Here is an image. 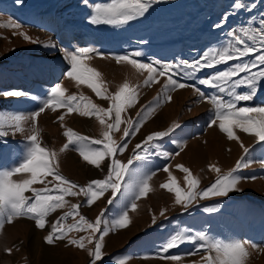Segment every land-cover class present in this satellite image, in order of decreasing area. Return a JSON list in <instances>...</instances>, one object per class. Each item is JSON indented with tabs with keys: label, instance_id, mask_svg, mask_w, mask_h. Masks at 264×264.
Listing matches in <instances>:
<instances>
[{
	"label": "rangeland",
	"instance_id": "obj_1",
	"mask_svg": "<svg viewBox=\"0 0 264 264\" xmlns=\"http://www.w3.org/2000/svg\"><path fill=\"white\" fill-rule=\"evenodd\" d=\"M106 2L110 0H88L87 4L84 0H23L22 4H17L16 0H0V19L6 21L11 18L21 25L20 30L0 28V93L9 90L28 93L25 97L0 95V113L30 115L32 111L38 110L47 97V92L56 83L62 84L66 95H84L99 107L107 109L108 100L97 97L84 84L77 86L65 76L70 66L62 49L74 50L77 46H84L93 47L108 57L104 59L92 55L86 63L102 74L101 78L109 92L117 91L125 81L130 85L140 86L137 102L126 114H122L124 119L135 120L143 107L162 95L166 77H160L159 82L151 87L142 86L147 72L137 71L126 63L117 64L112 59L113 56L140 51L142 56L137 59L144 63L153 59L162 62L181 59L191 61L198 59L209 48L225 45L230 39L227 36L229 31L241 27H259L261 14H264V0H245L248 4L255 3V9H234L233 0H159L143 17L127 25L90 24L92 7ZM225 18L226 23L221 28L213 27ZM20 31L29 39L21 36ZM231 63L234 62H229L228 66ZM225 67L226 65H220L216 69H203L192 79H182V74L175 78L212 94L215 90L199 85L198 79ZM168 94L172 97L171 101L161 102L140 132L134 137L126 138L128 148L118 156L122 162L127 163L134 155L132 149L149 133L167 130L174 123L180 125L168 137L157 141L159 148L151 149L145 160H133L129 166L134 173H155L150 181L152 190L146 197L136 201L137 208L134 211L129 210L130 223L127 227L111 231L105 236L102 249L104 264H113L111 258L125 259L126 264H201L200 258L204 254L202 249L196 255H186L195 251L194 243H184L164 254L180 255L181 261L157 257L160 245L171 234L178 231L194 234L198 230L220 240H249L257 244V249H249L246 264H264V164L261 163L264 161V149H253L255 137L236 130L240 142L250 147L246 156L249 166L236 173L244 178L239 184L244 192L202 200L190 207L188 212H184L181 206L174 204V193L160 187L162 183L169 182L168 173L163 171L165 167L170 169L179 187H185V174L176 165L188 167L199 178L200 187L204 188L214 182L217 175L210 171L209 165H216L222 172H228L245 154L240 143L229 140L218 125L208 127L212 105L201 100L193 87L177 89ZM248 103L250 102H241L240 106ZM256 105H264V92H260L252 106ZM65 113L64 108L56 111L46 109L38 117L37 126L42 146L59 153V149L66 143L63 135L66 128L94 139L102 138V125L95 116L85 117L73 112L66 114L64 120L60 121L58 117ZM156 116L161 119L153 123ZM83 120L90 123L89 132L85 131ZM124 126L122 124L121 130L112 134L115 141H120ZM24 127L26 130L30 128V122ZM26 134L27 131L9 135L5 140L14 150L22 149L27 143ZM178 145L182 146V150ZM157 151H168L171 156L164 159L155 154ZM176 152L180 154L177 156ZM68 153L76 157L78 164L73 166L63 162V157ZM58 162L60 174L80 186L93 179H102L107 174V163H103L101 168L89 165L74 146L60 153ZM7 165L11 166L10 160ZM21 178L23 177L19 174L13 177ZM136 178L126 176L122 185L126 186ZM33 187L40 188L43 185L35 184ZM25 195L31 196V193L26 192ZM109 198L110 190L89 207L84 204L85 197L82 195L66 196L68 204L46 217L44 229L37 228L34 220L26 217L16 218L10 224L5 223L0 230V236H6L0 256L6 258L5 264H90L91 258L86 249L69 245L67 240L48 244L44 237L51 231V223L70 211L71 204H84L79 211L89 221H94L101 209H104L105 219L110 221L118 211L131 203V195H126L123 187L114 204H108ZM205 207H215L216 211L204 212ZM161 209H167L163 217L159 215ZM153 216L156 217V224H152ZM74 222L69 216L63 223L69 225ZM31 230L33 233H30ZM86 235L85 232L75 230L69 232V237L75 239ZM87 247L91 248L93 245ZM8 248L12 249L10 254L5 251Z\"/></svg>",
	"mask_w": 264,
	"mask_h": 264
},
{
	"label": "snow or ice",
	"instance_id": "obj_2",
	"mask_svg": "<svg viewBox=\"0 0 264 264\" xmlns=\"http://www.w3.org/2000/svg\"><path fill=\"white\" fill-rule=\"evenodd\" d=\"M88 0H84L87 4ZM159 0H110L106 3H97L92 7L89 23L92 25H127L132 21L143 17L153 4ZM17 4H22L23 0H16ZM234 9H255V3H245V0H233ZM226 23V18L221 19L214 28H221ZM0 28L21 29V25L14 19L6 21L0 19ZM25 39L29 37L23 32L19 33ZM228 39L221 47H212L205 51L198 59L191 61L181 59L176 62H162L159 59L150 60L148 63L141 62L138 57L142 56L140 51L130 52L112 57L117 64L126 63L137 71L147 72V76L142 86L151 87L158 83L160 77H166L162 88V95H159L148 106H145L137 113L135 120L124 119L122 114L135 105L139 96V87L130 85L127 81L119 85L117 91H108L105 82L101 78L102 74L95 68L88 66L86 61L92 55L107 59L101 52L93 47L77 46L74 50H65L64 58L68 61L69 70L65 73L77 86L84 84L97 97L109 101L107 109L99 107L88 97L75 94L66 95V89L61 83H56L47 92V97L43 100L38 110L32 111L30 115L0 113V230L5 223H12L14 219L26 217L34 220L39 229H44L46 217L56 209L68 204L66 196L85 197L84 204L92 206L100 197L109 190L111 198L108 204L116 202L117 194L124 188V193L131 195L130 205L117 212L115 218L110 221L105 219V210L101 209L94 221H89L79 211L84 204H71L70 211L64 213L51 223V231L48 232L44 240L48 244H54L58 240H67V243L79 249H86L91 258L90 264H104L102 259L104 238L109 232L116 229H123L130 223L129 210L137 208L136 201L146 197L152 190L150 181L155 175L154 172L145 171L143 174L134 173L129 168L133 160L143 161L150 154L153 148H159L157 141L168 137L179 124H173L164 131H154L149 133L140 143L132 149L134 155L127 163L122 162L118 156L128 148L126 138L134 137L140 132L144 123L151 117L156 107L163 101H171L168 94L177 89L193 87L201 100L212 105L209 112L208 127L218 125L220 131L225 133L229 140L240 143V147L245 155L241 156L235 166L228 172H222L216 165H209L210 171L215 172L216 178L209 186L201 188L200 180L194 176L188 167L176 165L184 175L185 187L177 185L175 178L168 167L163 169L168 173V181L162 183L160 187L169 193H174V204L181 206L184 212H188L190 207L213 197H227L230 194L243 193L244 189L239 187L243 177L237 175L239 169L249 166L246 159L250 147H246L240 142L236 130L255 137V145L264 149V105L252 106L256 103V98L260 92H264V14H261L259 27H241L233 29L227 33ZM54 47V45H45ZM229 62L231 63L230 66ZM226 65L223 70L214 71L211 75L198 79V84L206 88L214 89V93L208 94L201 91L194 85H189L175 78L182 74V79H192L203 69H216L217 66ZM5 97H25L28 93L19 90H9L0 93ZM33 99H36L33 97ZM241 102H250L246 106H240ZM59 108L66 109V113L58 117L60 121L70 113H78L81 116L95 118L102 125L100 139H94L81 135L71 128H66L63 135L66 143L55 150L42 146L40 139V129L38 128V117L46 109L56 111ZM31 127L27 130L24 125L29 123ZM123 134L120 141L113 139L112 134L121 130ZM61 127H64L61 124ZM25 143L22 149H13L5 140L9 135L25 133ZM75 150L82 159L89 165L101 168L103 163H107V174L102 179L90 180L86 185L80 186L63 175L59 171L58 156L70 147ZM178 147L182 146L178 145ZM139 150V151H138ZM157 156L169 159L171 153L168 151H157ZM176 152L175 155H179ZM11 161V166L7 161ZM110 161V162H109ZM264 164V161L261 162ZM21 179H13L17 175ZM126 176H136L129 184L122 185ZM51 177V179H48ZM255 179V177H251ZM35 184H42L43 187H33ZM30 192L31 196L25 193ZM204 212L216 211L215 207H205ZM167 209H161L159 215L163 217ZM71 216L75 221L66 225L63 222ZM78 217V219H76ZM152 224H156V217L153 216ZM85 232L86 236L78 239L69 237L71 231ZM99 234V235H97ZM184 243L196 244L194 252L186 255H196L202 249L201 264H246L249 256V249H257L259 246L249 240L216 239L205 231L198 230L194 234L178 231L171 234L166 241L160 245L157 257L171 261H181L180 255H164L170 249L178 248ZM87 245H93L88 248ZM11 253L12 249H5ZM113 264H126L125 259L111 258Z\"/></svg>",
	"mask_w": 264,
	"mask_h": 264
},
{
	"label": "bare ground",
	"instance_id": "obj_3",
	"mask_svg": "<svg viewBox=\"0 0 264 264\" xmlns=\"http://www.w3.org/2000/svg\"><path fill=\"white\" fill-rule=\"evenodd\" d=\"M159 119H161L160 117H158V116H156L155 118H153V123H157V122H159L160 120ZM78 121V120H77ZM78 125H79V121L78 122H76ZM83 125H84V128H85V131L86 132H89V130H90V123H88L87 121H85V120H83ZM82 123H80V125H82ZM152 123V124H153ZM82 129V128H81ZM240 133V132H239ZM241 133H243V132H241ZM63 162L64 163H66V164H68V165H73L74 166V164H78L77 163V159H76V157H74V155L72 154V153H68V154H66L64 157H63ZM85 172V171H84ZM88 173V172H87ZM86 174V173H85ZM27 227V226H26ZM30 229V228H29ZM36 231V230H35ZM30 233H33V230H31V232ZM33 236V235H32ZM6 240V236L3 234V235H1L0 236V249L2 248V246H4V241ZM37 240H35V242H36ZM34 242V241H33ZM39 242V241H38ZM35 245H37V243L35 244ZM5 263H7V260H6V258H3V257H1L0 256V264H5Z\"/></svg>",
	"mask_w": 264,
	"mask_h": 264
}]
</instances>
